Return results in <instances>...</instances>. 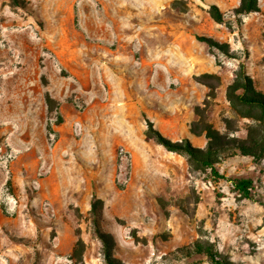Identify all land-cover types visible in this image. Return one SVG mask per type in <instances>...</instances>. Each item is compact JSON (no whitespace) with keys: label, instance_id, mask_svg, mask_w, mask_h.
Instances as JSON below:
<instances>
[{"label":"rangeland","instance_id":"obj_1","mask_svg":"<svg viewBox=\"0 0 264 264\" xmlns=\"http://www.w3.org/2000/svg\"><path fill=\"white\" fill-rule=\"evenodd\" d=\"M239 3L0 0V264H107L95 198L119 264H214L196 243L231 264H264V156L226 153L216 164L226 179L214 180L146 136L149 119L202 149L192 129L204 123L264 141V124L227 99L240 63L264 94V0L246 15L234 14ZM133 86L140 101H119ZM230 179H251L253 199Z\"/></svg>","mask_w":264,"mask_h":264},{"label":"trees","instance_id":"obj_2","mask_svg":"<svg viewBox=\"0 0 264 264\" xmlns=\"http://www.w3.org/2000/svg\"><path fill=\"white\" fill-rule=\"evenodd\" d=\"M19 2V0H13ZM260 10L259 0H240L239 6L234 9L235 15H246ZM211 18L218 24L224 23V13L220 8L212 4L209 8ZM197 39L206 43L210 48L219 50L223 55L231 58H236L230 51L228 43L219 42L211 37L197 36ZM206 77L215 78L212 75H205ZM211 92L214 91V86L206 85ZM227 99L231 106L239 111L243 117L253 118L264 124V94L255 89L254 82L247 72L246 65L240 63L238 70L235 73L233 82L227 88ZM47 102L50 104L53 101L48 97ZM198 107L197 111L200 112ZM200 116V114L197 112ZM62 117H59V122ZM147 132L146 136L149 139L155 140L159 145L163 146L169 152H175L186 156L189 165L195 170H209L214 180L226 179L216 168V164L220 161L221 156L229 153L231 156L241 154L243 156H250L254 159H259L264 156V141L253 142L240 141L237 138H230L223 136L208 123H204V128L199 131L193 127V134L201 136L205 134L208 140L206 149L198 148L185 139L183 141H172L165 137L157 129L154 128L153 123L146 119ZM233 182L234 190L245 199H253L250 190L254 188L251 179H230ZM101 200L94 199L92 203L91 213L93 215V225L97 237L103 244L104 258L107 264H119L114 258L113 237L102 230L99 220V205ZM197 250L204 253L214 264H231L225 260L223 256L215 249L213 244L202 245L196 243Z\"/></svg>","mask_w":264,"mask_h":264},{"label":"crops","instance_id":"obj_3","mask_svg":"<svg viewBox=\"0 0 264 264\" xmlns=\"http://www.w3.org/2000/svg\"><path fill=\"white\" fill-rule=\"evenodd\" d=\"M103 4H105L106 5V3H103ZM127 5H126V8H130L131 7V5H137L138 3H136V2H134V1H128L127 3H126ZM149 4H150V6L154 9V10H156L157 9V2L156 1H154V2H149ZM105 5H103V7L104 8H111V5H109V4H107V6H105ZM243 22L245 23V26H247V28H249V25H248V21H247V19H243ZM125 92H126V94H125V98H120V100L119 101H140V99H139V97H137V95H138V92H137V89L133 86L131 89L129 88V87H127L126 88V90H125ZM108 93L110 94L109 95V101L111 100V96H112V94H111V90L110 89H108Z\"/></svg>","mask_w":264,"mask_h":264}]
</instances>
